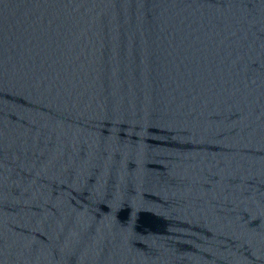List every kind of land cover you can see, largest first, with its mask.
<instances>
[{
  "label": "water",
  "instance_id": "95a60500",
  "mask_svg": "<svg viewBox=\"0 0 264 264\" xmlns=\"http://www.w3.org/2000/svg\"><path fill=\"white\" fill-rule=\"evenodd\" d=\"M0 264H264V0H0Z\"/></svg>",
  "mask_w": 264,
  "mask_h": 264
}]
</instances>
